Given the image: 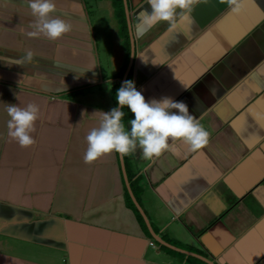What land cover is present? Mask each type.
I'll list each match as a JSON object with an SVG mask.
<instances>
[{
	"label": "crops",
	"instance_id": "crops-1",
	"mask_svg": "<svg viewBox=\"0 0 264 264\" xmlns=\"http://www.w3.org/2000/svg\"><path fill=\"white\" fill-rule=\"evenodd\" d=\"M140 11L147 0H55L71 29L52 41L32 35L27 0H0V264H264V0L237 13L201 0L175 29ZM123 78L146 100L186 102L208 143L85 162ZM29 103L35 143L22 147L7 106Z\"/></svg>",
	"mask_w": 264,
	"mask_h": 264
},
{
	"label": "clouds",
	"instance_id": "clouds-1",
	"mask_svg": "<svg viewBox=\"0 0 264 264\" xmlns=\"http://www.w3.org/2000/svg\"><path fill=\"white\" fill-rule=\"evenodd\" d=\"M201 0H147L151 12L140 11L139 19L147 26L167 22L171 29L180 21L191 20V12ZM243 0H228L231 11L237 13ZM35 20V32L55 41L70 31L71 25L62 18L52 17L55 0H27ZM26 59H31L27 53ZM116 104L109 111H101L99 125L86 137L87 149L84 160L91 163L105 154L116 152L121 157L142 150L146 160L159 157L166 151H175L174 143L182 140L191 150L208 143L210 133L196 121L183 100L171 96L147 99L137 89L132 79L124 80L115 92ZM125 109L131 118L124 122ZM38 106L29 103L26 107L8 104L9 136L20 146L35 143L30 135L38 118ZM153 244V242H151Z\"/></svg>",
	"mask_w": 264,
	"mask_h": 264
},
{
	"label": "rangeland",
	"instance_id": "rangeland-1",
	"mask_svg": "<svg viewBox=\"0 0 264 264\" xmlns=\"http://www.w3.org/2000/svg\"><path fill=\"white\" fill-rule=\"evenodd\" d=\"M101 1V0H100ZM102 1H105V0H102ZM106 3H107V5H108V1H106ZM101 6H103V4L101 5ZM109 6V5H108ZM101 8H103V7H101ZM96 12V8H93L92 9V11H91V15H93L94 13ZM105 11H103L102 13H104ZM93 17V16H92ZM124 20V19H123ZM94 21H96V22H98V19L96 18H94ZM123 22V21H122ZM117 28L120 30V24L119 25H117ZM121 32H122V30H121ZM128 32H129V30H128ZM97 34V39H98V41H100V38H101V34H102V32L101 31H98V33H96ZM127 34V33H126ZM107 38H108V36H106ZM109 38H111V37H109ZM123 39V38H122ZM111 45V44H110ZM102 58V57H101ZM103 63V59L101 60V64ZM104 70H105V74L106 75H108V74H110V73H113L114 71H115V69H116V64L114 63V61H112V55H110V54H108V56H107V53H106V58H105V61H104ZM25 83V82H24ZM27 83V82H26ZM29 85H31V83H28ZM99 99V98H98ZM44 250H47L46 248H44ZM46 254H50L49 252H45ZM39 258H42V259H45V257H39Z\"/></svg>",
	"mask_w": 264,
	"mask_h": 264
},
{
	"label": "water",
	"instance_id": "water-1",
	"mask_svg": "<svg viewBox=\"0 0 264 264\" xmlns=\"http://www.w3.org/2000/svg\"><path fill=\"white\" fill-rule=\"evenodd\" d=\"M129 65H130V63H129ZM125 75H126V73H125ZM125 75H124V78H125ZM124 78H123L122 82L124 81ZM125 180H126V179H125ZM127 189H128V191H129V193H130V195H131L132 201L134 202L135 206L139 208L140 213L142 214V216H143L144 219L146 220V219H147V218H146V215H145V213L143 212V210L140 208L139 204L137 203V201H136V199H135V196H134V194H133V192H132V190L130 189V187H129L128 184H127ZM152 235H153L154 237L156 236L154 233H152ZM155 238H156L158 241L162 242V240H161L160 238H158V237H155ZM169 246H170V245H169Z\"/></svg>",
	"mask_w": 264,
	"mask_h": 264
},
{
	"label": "trees",
	"instance_id": "trees-1",
	"mask_svg": "<svg viewBox=\"0 0 264 264\" xmlns=\"http://www.w3.org/2000/svg\"><path fill=\"white\" fill-rule=\"evenodd\" d=\"M119 87V85H117V86H115L114 88H113V94L115 95V92H116V89ZM125 113H126V115H125V118H124V120H127V118H128V112H127V109H125ZM131 204H133L132 202H131Z\"/></svg>",
	"mask_w": 264,
	"mask_h": 264
}]
</instances>
